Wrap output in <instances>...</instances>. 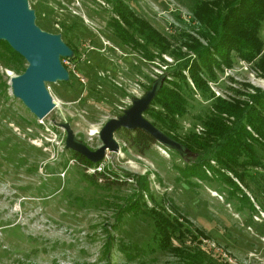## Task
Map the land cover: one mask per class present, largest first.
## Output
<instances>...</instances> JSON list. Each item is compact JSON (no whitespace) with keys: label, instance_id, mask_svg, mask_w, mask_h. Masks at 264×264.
Instances as JSON below:
<instances>
[{"label":"rangeland","instance_id":"374dc122","mask_svg":"<svg viewBox=\"0 0 264 264\" xmlns=\"http://www.w3.org/2000/svg\"><path fill=\"white\" fill-rule=\"evenodd\" d=\"M125 1L172 46L189 51L180 45L183 30L202 39L192 13L200 0ZM28 4L34 9L36 24L77 45V53L74 59H62L69 70L67 80L46 82L55 105L42 118L13 94L10 77L19 73L0 59V264H184L172 250L158 247L145 207L116 217L119 205L137 186L135 176L126 171L147 174L152 194H144L147 205L178 216L181 228L189 229L182 237L174 236L172 245L198 247L218 264H264V192L240 183L255 206L251 211L244 201L228 194L231 186L208 167L207 176H192L189 182L180 171L188 158L183 160L176 150L157 141L140 151L124 128L114 131L119 149L107 151L95 163L116 171L122 183H111L109 179L115 177L102 174L90 180L84 172L97 170H88L64 147L65 129L59 122L68 121L78 138L96 148L101 144L99 129L109 117L121 113L131 97L141 95L160 73L172 76L166 70L174 56L148 45L153 56L147 58L122 42L109 23L117 16L113 0H28ZM258 35L261 54L264 18ZM232 56L231 66H223L216 79H208L214 94L246 98L238 91L264 90V73L254 61L235 51ZM188 81L193 85L189 77ZM247 82L250 85L244 86ZM183 91L188 104L178 118V132H203L199 116L211 107L210 99L197 89ZM144 115L153 120L149 113ZM257 150L264 161V150ZM211 163L216 165L213 159ZM248 168L264 179L263 165ZM108 233L113 242L107 251ZM124 244L144 252L126 260Z\"/></svg>","mask_w":264,"mask_h":264},{"label":"trees","instance_id":"16d2710c","mask_svg":"<svg viewBox=\"0 0 264 264\" xmlns=\"http://www.w3.org/2000/svg\"><path fill=\"white\" fill-rule=\"evenodd\" d=\"M113 4V11L117 16L112 17L109 23L114 34L122 42L131 44L147 58L153 56L146 47L148 45L155 46L159 52L168 51L174 56V62L166 70L172 76L168 78L164 73L159 74H163L165 81L144 112L153 117L152 122L156 126L196 154L189 156L184 166L180 167L184 179L190 182L192 176L205 177L208 175L206 171L208 167L219 179L231 186L228 194L235 198L237 196L251 211L254 210L255 206L250 202L240 183L251 186L263 195L264 179H258L256 175L259 173L250 172L248 167L264 166V161L257 150V147L264 150V90L260 88H255L253 92L241 90L238 92L244 94L246 98H224L214 94L208 79H216L217 70L233 64V51L241 58L253 60L264 73V52L259 54L262 40L258 35L261 20L264 18V0L197 1L192 13L193 18L198 21L195 31L202 39L183 30V38L180 41V45H185L192 54L183 51L180 46H172L165 35L146 18L137 15L125 0H113ZM138 37H141L142 41ZM70 47L73 54L61 56V60L75 58L77 45ZM0 59L17 73L25 69L26 60L5 39H0ZM188 77L193 85L188 81ZM243 84L250 85L248 82ZM183 89H197L210 99L211 107L203 116H199L200 122L204 125L203 132L198 133L191 129L183 134L178 132V118L185 114L188 104ZM247 125L256 135L247 128ZM124 129L140 151L155 141L150 134L141 129ZM69 152L75 160L86 166L96 163L72 149H69ZM211 159L216 165L211 163ZM126 173L135 176L137 186L133 195L119 205L115 212L117 218L124 212L137 213L145 207L152 217L158 247L172 250L184 264H218L217 260L207 257L198 247L172 245L174 236L182 237L189 229L181 228L182 221L178 216H169L163 209L147 205L144 194L152 197L147 174L128 171ZM84 174L90 180L95 179L96 174H102L107 178L108 175L115 177L109 179L111 183L123 182L118 173L108 167H104L102 171ZM261 205H264V202ZM172 207L177 208L174 205ZM199 233L204 234L201 230ZM195 237L196 235L192 233V238ZM112 242L113 235L108 233L104 247L107 251ZM121 249L126 260L135 259L136 255L144 252L143 248L126 244ZM226 261L227 259L224 260ZM107 264L112 263L108 261Z\"/></svg>","mask_w":264,"mask_h":264},{"label":"water","instance_id":"95a60500","mask_svg":"<svg viewBox=\"0 0 264 264\" xmlns=\"http://www.w3.org/2000/svg\"><path fill=\"white\" fill-rule=\"evenodd\" d=\"M0 39H5L26 60L25 69L10 77L12 92L19 97L37 118L44 117L54 105L46 82L67 80L69 70L61 56H71L73 49L60 33L42 29L35 22L34 9L28 0H0ZM163 74L152 81L139 96H132L131 103L121 113L109 117L99 129L101 144L91 148L78 138L66 120L59 122L65 129L64 147L72 149L93 162L104 158L107 151L119 149L114 131L119 128L141 129L153 139L176 150L183 160L196 156L194 151L165 133L144 115L163 82Z\"/></svg>","mask_w":264,"mask_h":264},{"label":"built area","instance_id":"2783aa9c","mask_svg":"<svg viewBox=\"0 0 264 264\" xmlns=\"http://www.w3.org/2000/svg\"><path fill=\"white\" fill-rule=\"evenodd\" d=\"M66 59L63 58L64 61H66ZM95 165H93V167L92 166H87L86 168H88V170H94V169H96L97 171H102L104 169L103 166H101V162L98 164V166L97 165L95 166Z\"/></svg>","mask_w":264,"mask_h":264},{"label":"flooded vegetation","instance_id":"af4514ba","mask_svg":"<svg viewBox=\"0 0 264 264\" xmlns=\"http://www.w3.org/2000/svg\"><path fill=\"white\" fill-rule=\"evenodd\" d=\"M189 157V156H188Z\"/></svg>","mask_w":264,"mask_h":264}]
</instances>
